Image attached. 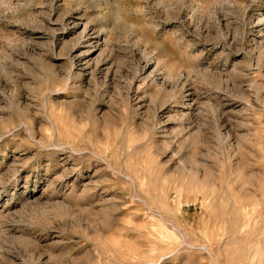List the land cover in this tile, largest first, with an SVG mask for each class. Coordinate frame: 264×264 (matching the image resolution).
<instances>
[{"label":"rangeland","instance_id":"obj_1","mask_svg":"<svg viewBox=\"0 0 264 264\" xmlns=\"http://www.w3.org/2000/svg\"><path fill=\"white\" fill-rule=\"evenodd\" d=\"M0 264H264V0H0Z\"/></svg>","mask_w":264,"mask_h":264}]
</instances>
